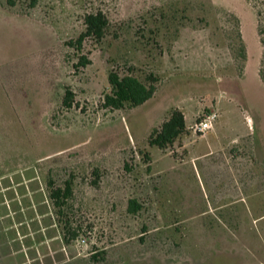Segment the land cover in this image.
<instances>
[{"label": "rangeland", "instance_id": "1", "mask_svg": "<svg viewBox=\"0 0 264 264\" xmlns=\"http://www.w3.org/2000/svg\"><path fill=\"white\" fill-rule=\"evenodd\" d=\"M260 1L0 0V175L72 182L54 208L65 264H264ZM97 12L106 36L79 50ZM112 71L153 76L154 97L105 109ZM175 109L185 133L151 146ZM213 115L205 136L190 129Z\"/></svg>", "mask_w": 264, "mask_h": 264}, {"label": "crops", "instance_id": "2", "mask_svg": "<svg viewBox=\"0 0 264 264\" xmlns=\"http://www.w3.org/2000/svg\"><path fill=\"white\" fill-rule=\"evenodd\" d=\"M209 146L214 148L211 142ZM54 208L37 174L0 175V264L67 263L66 250L55 251V241L63 240L55 237Z\"/></svg>", "mask_w": 264, "mask_h": 264}, {"label": "trees", "instance_id": "3", "mask_svg": "<svg viewBox=\"0 0 264 264\" xmlns=\"http://www.w3.org/2000/svg\"><path fill=\"white\" fill-rule=\"evenodd\" d=\"M9 1V4L13 5L12 0ZM254 8L256 9L257 17V33L260 44L263 48L259 77L264 83V0H261L259 3L256 2ZM84 24L86 29L76 42L79 50H81L82 44L87 38H91L97 42L104 39L109 27V20L102 12L90 13L85 16ZM238 37L242 39L240 30H238ZM240 52L241 56L245 58L246 51L243 41H241ZM90 63L91 61L88 58L82 56L80 57L79 62L75 65V68H84ZM148 81L149 83H146L133 75L121 76L112 71L109 74V84L112 91L111 94L105 96L103 107L105 109L121 110L126 106L137 108L144 105L154 97L157 90V87L154 84L156 81L155 78L150 76ZM74 102V93L67 89L63 98V105L67 108H72ZM186 127L183 112L179 109H175L160 128H156L152 131L149 138V144L151 146H156L161 150H166L172 147L185 133ZM48 189L54 207L56 208V215L58 217L63 216L64 206L67 205V201L73 196L72 182L66 181L64 188H54L53 183L50 182Z\"/></svg>", "mask_w": 264, "mask_h": 264}, {"label": "built area", "instance_id": "4", "mask_svg": "<svg viewBox=\"0 0 264 264\" xmlns=\"http://www.w3.org/2000/svg\"><path fill=\"white\" fill-rule=\"evenodd\" d=\"M215 117V115L208 116L202 121L195 123L190 127V129L193 130L195 134H201V136H205L209 131L214 129L213 122L216 119Z\"/></svg>", "mask_w": 264, "mask_h": 264}]
</instances>
